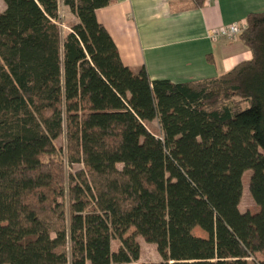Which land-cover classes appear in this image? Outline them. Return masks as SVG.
<instances>
[{
  "label": "trees",
  "instance_id": "16d2710c",
  "mask_svg": "<svg viewBox=\"0 0 264 264\" xmlns=\"http://www.w3.org/2000/svg\"><path fill=\"white\" fill-rule=\"evenodd\" d=\"M2 1L0 264H138L136 237L152 264H264V13L237 39L249 60L172 83L122 64L95 17L113 0ZM63 129L84 168L67 209L48 163Z\"/></svg>",
  "mask_w": 264,
  "mask_h": 264
},
{
  "label": "crops",
  "instance_id": "0c3cea01",
  "mask_svg": "<svg viewBox=\"0 0 264 264\" xmlns=\"http://www.w3.org/2000/svg\"><path fill=\"white\" fill-rule=\"evenodd\" d=\"M5 6L0 0V14ZM77 19L67 8L60 10ZM264 13V0H215L196 7L191 0H113L95 12L117 49L122 64L144 67L150 80L198 82L219 77L250 52L237 39L211 40L215 30L245 23Z\"/></svg>",
  "mask_w": 264,
  "mask_h": 264
},
{
  "label": "rangeland",
  "instance_id": "374dc122",
  "mask_svg": "<svg viewBox=\"0 0 264 264\" xmlns=\"http://www.w3.org/2000/svg\"><path fill=\"white\" fill-rule=\"evenodd\" d=\"M70 16L64 13L62 9L60 10V20L58 21L59 25L63 26L65 29H69V27L72 25ZM64 29H61L63 36L67 33ZM241 107L244 106V104L240 105ZM152 132L155 134H158V127L156 123L151 128ZM66 133L65 129H63V132L60 133L58 138L55 141V146L58 150L57 156H53L48 163L51 161L54 162V176L56 178H59V189L63 188L64 193L62 196H60L57 200V202L61 205H64L65 209L68 208V204L71 199V195L69 194V188L71 186L72 179L71 177H74L76 172L80 170H84L83 166L81 164H71L70 158H69V149L66 141ZM260 154L264 156V149L259 150ZM46 161V160H45ZM250 172H247L243 176V192H242V198L239 205V209L241 212H254L256 210V207L254 206L253 202L250 199V196L248 194L247 190V181L249 177ZM192 235L200 238H206V235L200 231L199 229H194L192 231ZM136 241L138 242L140 246V258L138 261V264L140 263H159L161 261L160 256L158 255L156 251V247L154 245L146 243L141 237H136ZM119 248V242L116 240H113L111 242V250L113 252H116Z\"/></svg>",
  "mask_w": 264,
  "mask_h": 264
},
{
  "label": "built area",
  "instance_id": "2783aa9c",
  "mask_svg": "<svg viewBox=\"0 0 264 264\" xmlns=\"http://www.w3.org/2000/svg\"><path fill=\"white\" fill-rule=\"evenodd\" d=\"M207 3H211L215 0H205ZM62 29H65L63 26H61ZM245 27V23H235L228 25L224 28L218 29L213 31L208 38L211 40H219V39H225L228 41H234L236 40L239 35L242 33V30Z\"/></svg>",
  "mask_w": 264,
  "mask_h": 264
}]
</instances>
